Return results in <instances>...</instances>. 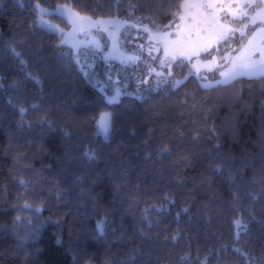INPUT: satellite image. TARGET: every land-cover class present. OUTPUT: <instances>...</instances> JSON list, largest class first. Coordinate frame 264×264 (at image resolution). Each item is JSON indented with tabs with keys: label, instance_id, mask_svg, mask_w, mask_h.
<instances>
[{
	"label": "trees",
	"instance_id": "trees-1",
	"mask_svg": "<svg viewBox=\"0 0 264 264\" xmlns=\"http://www.w3.org/2000/svg\"><path fill=\"white\" fill-rule=\"evenodd\" d=\"M183 1L39 3L162 27ZM36 2L0 0V264H264V75L203 87L222 67L197 78L179 60L108 103Z\"/></svg>",
	"mask_w": 264,
	"mask_h": 264
},
{
	"label": "rangeland",
	"instance_id": "rangeland-1",
	"mask_svg": "<svg viewBox=\"0 0 264 264\" xmlns=\"http://www.w3.org/2000/svg\"><path fill=\"white\" fill-rule=\"evenodd\" d=\"M199 2L205 3L204 0H196V4ZM238 2H240V0L214 1L217 7L208 8V10L203 13L202 20L205 24H209L203 26V31L200 29L198 30L192 25L197 17L188 13L189 17L186 18L188 15H185V12L177 13L173 21L166 25L167 27L153 26L148 24L146 19H139L136 17L91 16L93 19L99 18L104 20L115 19L121 22L126 21L127 23H125L119 31H116L114 26H109L108 31H102L99 30L98 27H93L82 32L78 29H73V26L69 22V27L67 28L50 19L47 15H44V19L48 24L58 25L60 29L69 34L67 43L63 45L66 47L67 51L72 54L79 67L86 74L90 75L95 85L105 94L106 99L108 100V97L118 95L119 100L126 94L137 97L147 96L151 90L157 88L163 82L171 78L172 74L170 76L168 75L169 69L160 66L161 59L165 57V45L163 42H157L155 40L149 41V34L144 31L145 25L152 32H159L161 35L167 34L166 39L170 52L172 50L178 52H193L210 38L212 24L210 22L208 23L206 18L216 17L222 24H228L234 28H239L241 24L247 22L246 20L234 19L230 15L229 9L225 7L227 4L231 3L233 9H235V5ZM255 2L259 6V0H255ZM210 3H213V1L210 0ZM61 5L73 8L68 3H59L50 7L40 6L47 9V13H57L60 15L58 6ZM74 10L77 11L76 9ZM250 11L254 13L255 9H251ZM79 13L81 15H87L81 12ZM39 16L40 13L37 20L38 24L48 27V24L42 23L39 20ZM178 16L181 18L178 19ZM65 19L67 20V17H65ZM259 28H264V24H261L258 19L255 25L249 24L248 28L245 29V34L248 32L246 36H244L245 34L241 36L239 32L234 34L230 33L226 40L214 43L208 52L201 51L199 56L193 55L191 57V63H189L191 72L195 73L192 64L198 63L200 66L199 75L206 73V71H208L209 61L212 60L213 56L217 57V61L216 64L211 65L212 71L218 67L217 65H223L219 73L226 70L229 61L223 58L227 55L230 59H235L239 55L241 48H245L248 45L249 38L254 32H257ZM64 39L65 37L61 36V40ZM140 45H143V48H141ZM253 47L255 51L252 52V59L257 61L261 60L260 48L262 45L259 35H257ZM149 49H152L151 53ZM135 57H139V59H135ZM179 60V63L188 61V59L181 57H178L175 61H172L170 56L167 58V62L172 64L171 72L173 71L174 65H176ZM149 68H154L156 72H162L164 75L157 76L155 72L150 73ZM100 73H102V75ZM182 79L184 78H177L176 81H182ZM216 80H220V75ZM216 80L207 81H211L209 83L212 84L215 83ZM103 113L110 114L109 111H104Z\"/></svg>",
	"mask_w": 264,
	"mask_h": 264
},
{
	"label": "snow or ice",
	"instance_id": "snow-or-ice-1",
	"mask_svg": "<svg viewBox=\"0 0 264 264\" xmlns=\"http://www.w3.org/2000/svg\"><path fill=\"white\" fill-rule=\"evenodd\" d=\"M35 7L39 10L40 16L39 20L42 23L48 24L47 21L44 19V15L47 13V9H44L40 6L39 0H37ZM130 9H135L138 7L137 4H130ZM182 7H188V5H182ZM208 8L217 7L214 4H208ZM225 7L229 9L230 15L234 19H241L246 20V23L241 24L239 28L231 27L228 24H222L220 20L216 17L206 18L208 22L212 24L210 29V38L206 40L199 48H197L193 52H183V51H176L172 50L169 51L168 41L166 39L167 34L161 35L159 32H152L146 25L144 26V31L149 34V41L155 40L157 42H163L165 45V57L161 59L160 66L167 67L169 69L168 75L172 74V64L167 62V58L170 56L172 61L177 60L178 57L188 59L189 63H191V57L193 55L199 56L200 52H208V50L212 47L214 43H219L222 40H226L230 33L239 32L241 35L245 34V29L248 28L249 24L255 25L257 20L259 19L261 24H264V0H259V6L256 4L255 0H240V2L236 3L235 9H233V5L231 3L227 4ZM251 9H255V12H251ZM58 11L62 17H67V20L73 26V29H78L79 31H86L87 29L98 27L99 30L108 31L109 26H114L116 31H119L121 27L126 21L121 22L115 19H93L91 16L88 15H81L79 12L75 11L70 6L61 5L58 6ZM50 30L54 32H58L61 36H64L65 39L61 40L60 43L64 44L67 43V37L69 34L65 33L62 29L59 28L58 25L48 24ZM167 27V26H165ZM259 35L260 43L262 47L260 48L262 59L257 61L252 59V52L255 51L253 47L254 41ZM143 48V45H140ZM152 49H149L151 53ZM19 55V54H17ZM135 59H139V57H135ZM226 61H229L228 67L226 70L221 71L219 73L221 80H216L215 84H226L230 81L234 80L238 76H260L264 75V28H259L257 32H254L252 36L248 40V45L245 48H241L239 55L235 59H230L229 56H225L223 58ZM217 57L213 56L212 60L209 61L208 71H212L211 65L216 64ZM218 67H222L223 65H217ZM192 68L195 69V73L197 78H200V66L198 63L192 64ZM149 72H155L157 76H163L162 72H156L154 68H149ZM205 81L208 80V77H203ZM166 82V81H165ZM159 83V82H158ZM181 84V81L177 80L173 82V87H177ZM203 87H211L210 83H206L202 85ZM118 102V95L108 97V103H117ZM20 111L23 113L26 111L24 108H21ZM111 130V114L109 113H101L100 120L98 121V133L103 134L105 138H107L108 133ZM163 150V149H162ZM86 156H91L90 153H85ZM186 212L187 209H184ZM19 219V217H17ZM106 217L103 218L100 222H98V229L103 232L105 227ZM234 224L236 227L241 231L247 230V225L242 220H235ZM239 235V233H238ZM172 239H176V236H173ZM235 251L240 252V249H235ZM242 255H246L245 253H241ZM181 259H185V257H181ZM201 264H204L202 261Z\"/></svg>",
	"mask_w": 264,
	"mask_h": 264
},
{
	"label": "crops",
	"instance_id": "crops-1",
	"mask_svg": "<svg viewBox=\"0 0 264 264\" xmlns=\"http://www.w3.org/2000/svg\"><path fill=\"white\" fill-rule=\"evenodd\" d=\"M205 3L203 2H199L198 4H196V0H184L182 5H188V7H180V11L179 12H185L184 14L185 15H188V13L194 15L195 17H197L196 21L192 23L193 26H195V28H197L198 30L200 29L201 31H203V26L205 25H209V24H205L204 21L202 20V16H203V13L204 11H207L208 10V7L207 5L208 4H214V1H217V0H212L213 3H210V0H204ZM201 10V11H200ZM178 12V13H179ZM189 15L186 17L188 18ZM181 17L178 16V19H180ZM181 21V20H180ZM188 22V21H187ZM209 23V22H208ZM262 26V25H261ZM222 78L220 77V80ZM211 81H202L201 83L202 84H206V83H209ZM211 84V83H210ZM215 83H212L211 85H213Z\"/></svg>",
	"mask_w": 264,
	"mask_h": 264
}]
</instances>
